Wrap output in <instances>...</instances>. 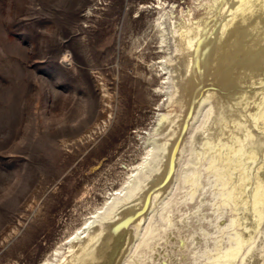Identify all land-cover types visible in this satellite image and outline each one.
Returning a JSON list of instances; mask_svg holds the SVG:
<instances>
[{"label":"rangeland","instance_id":"374dc122","mask_svg":"<svg viewBox=\"0 0 264 264\" xmlns=\"http://www.w3.org/2000/svg\"><path fill=\"white\" fill-rule=\"evenodd\" d=\"M193 1L0 0V264L54 260L142 161L148 132L167 111L171 85L161 62L174 57L175 46L162 6L180 14ZM259 46L255 54L264 51ZM252 112L248 108L249 116ZM259 117L255 126L264 130ZM220 155L217 164L241 166L231 164L233 151ZM258 167L248 179L244 166L239 181L227 177L232 178L219 190L231 185L235 194L221 191L213 201L221 205L217 209L205 203L212 218L203 224L225 225L238 216V206L251 201L248 180L258 177L259 187L263 184ZM186 194L180 188L173 196L176 219L201 204L198 197L183 200ZM259 194L254 203L264 219V192ZM185 224L176 226L184 237L192 238L190 225L203 234L201 223ZM207 228L213 230L202 244L208 253L219 245L228 249L226 237L236 231L243 237L250 232L240 223L217 232L213 225ZM164 234L161 242L167 243ZM249 249L250 243L243 247L247 259L239 264H264V244L250 255ZM192 250L181 264H211L207 257L195 259Z\"/></svg>","mask_w":264,"mask_h":264},{"label":"bare ground","instance_id":"6f19581e","mask_svg":"<svg viewBox=\"0 0 264 264\" xmlns=\"http://www.w3.org/2000/svg\"><path fill=\"white\" fill-rule=\"evenodd\" d=\"M173 7L162 6L170 19L175 46L174 57L161 62L171 84L167 111L159 113L156 125L148 132L145 156L125 184L70 237L68 249L43 264H181L192 249L195 259L239 264L247 259L242 257L244 246L250 243V255L264 244V228L254 236L256 240L251 237L264 225L254 203L264 192V178L261 187L258 177L248 180L246 191L251 201L240 205L241 201L238 216L225 225L217 224V220L203 224L212 215L202 208L205 203L221 207L213 201L228 187H219L224 188L232 177L239 179L241 166L247 171V179L254 176L258 165L264 169V130L255 126L259 113L264 112V51L257 55L253 50L264 44V0H196L180 14L174 13ZM204 75H210L207 84H201ZM248 108L253 109L251 116ZM230 151L234 163H229L241 165L238 170L216 163L220 154ZM259 167L258 173L264 172ZM229 175L232 177L227 179ZM180 188L187 192L183 200L198 197L201 204L176 219L171 208ZM230 190L231 185L225 193L235 194ZM248 215L253 227L248 225ZM192 221L201 223L203 234L190 225ZM186 222L185 226L194 230L191 239L176 227ZM237 223L250 230L247 237L234 230L235 237H226L231 243L228 249L220 250L223 247L219 249V245L208 253L202 248L213 233L208 225L217 232ZM163 233L168 235L167 243L161 242ZM239 239L241 244L236 247Z\"/></svg>","mask_w":264,"mask_h":264}]
</instances>
